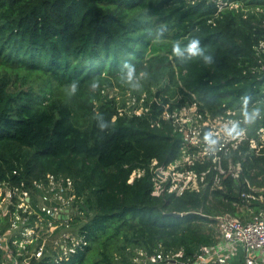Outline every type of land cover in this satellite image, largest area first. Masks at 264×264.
<instances>
[{
  "label": "trees",
  "instance_id": "obj_1",
  "mask_svg": "<svg viewBox=\"0 0 264 264\" xmlns=\"http://www.w3.org/2000/svg\"><path fill=\"white\" fill-rule=\"evenodd\" d=\"M227 1L0 0V185L14 189V202L15 190L28 191L37 207L42 191L35 182L54 174L71 178V185L62 180L64 197L74 195L70 220L40 211L43 234L32 245L46 238V248L31 264H134L138 248L171 250L177 264H191L216 246L218 215L246 222L264 214V142L250 148L264 118L252 121L248 138L230 155L241 162L238 178L228 172L222 188L213 187L211 168L199 191L153 194L155 168L182 156V134L166 113L198 101L216 115L245 97L257 101L249 112L264 107L263 61L255 50L264 37V0ZM193 37L211 62L176 56L174 44ZM125 61L135 65L139 89L121 82ZM72 81L79 84L74 95ZM114 87L138 98L146 93L149 110L120 114L126 100L110 96ZM134 171L141 174L130 181ZM14 208L0 214L1 233ZM66 232L87 244L56 260L55 240L64 242ZM4 259L0 245V264Z\"/></svg>",
  "mask_w": 264,
  "mask_h": 264
},
{
  "label": "built area",
  "instance_id": "obj_2",
  "mask_svg": "<svg viewBox=\"0 0 264 264\" xmlns=\"http://www.w3.org/2000/svg\"><path fill=\"white\" fill-rule=\"evenodd\" d=\"M220 4L226 5L227 0H217ZM257 55L262 59L263 64L260 71H264V37L255 47ZM263 97L259 102L264 101ZM118 100H126V106L119 107L120 114L144 115L149 107L146 102V93L140 98L130 91L116 93L114 95ZM256 100L245 103L243 99L241 104L234 106H225V109L216 115L203 109L198 101L189 102L170 113L165 117L172 121L176 130L182 134V156L171 162L168 166H158L163 172V177L156 172L153 194L162 195L164 192L183 194L187 189L199 191L202 184H205L206 174L213 168L217 174L213 178V187L221 186L222 175L231 173L238 178L242 171L241 162H234L230 156L239 149L241 142L248 138V130L252 122L245 120V113L249 112L251 106L256 105ZM264 106V105H263ZM191 107H195L191 110ZM183 110H187L182 114ZM264 118V107L258 116ZM239 124L238 130H232L233 125ZM259 140L250 138V148L260 149L264 142V124L256 129ZM261 140V143L258 142ZM227 159V168L223 166V160ZM210 162L211 166L202 171L192 168L196 163ZM154 165L157 160H154ZM140 172L134 171L130 181ZM69 185L72 180L69 177H63ZM57 180L54 174H48L46 181H36V185L42 191V195L37 202V207L31 203V195L28 191H17L18 201L14 202V189L4 188L0 185V214L9 210L11 204L15 205L12 210L11 223L8 232H0V245L5 254L2 264H31L33 259H40L44 255L46 248V238L41 243L32 245L43 232L39 229L43 225L44 216L41 212L56 218L71 219L73 212L71 201L74 197L66 199L62 180ZM243 196L255 198L253 193L242 192ZM37 208V209H36ZM39 209V210H38ZM41 211V212H40ZM183 213H181L182 215ZM35 215V218L32 216ZM216 223L218 242L215 247L204 248L191 264H229L230 255L235 249L241 247L244 252L246 264H264V259H259L257 251L264 250V214L261 213L246 222L240 218L225 213L218 215ZM53 221L47 222V235L49 227ZM67 239H69L67 241ZM70 242V243H68ZM87 244L83 235L65 233V241L62 242L58 237L55 240V247L58 248L56 260L74 253L78 248H84ZM134 264H177L178 260L171 250L159 249L154 253H147L138 248L133 257Z\"/></svg>",
  "mask_w": 264,
  "mask_h": 264
},
{
  "label": "clouds",
  "instance_id": "obj_3",
  "mask_svg": "<svg viewBox=\"0 0 264 264\" xmlns=\"http://www.w3.org/2000/svg\"><path fill=\"white\" fill-rule=\"evenodd\" d=\"M165 29L160 28L157 29V39L160 37H163ZM173 51L175 52L176 56L178 58H192L194 56H201L206 62H211L212 57L210 55L205 54L203 48L201 47V42L198 38L193 37L191 38L187 44H181L180 42H177L173 46ZM141 76H146L147 73H141ZM121 82L128 85L129 87L133 89H139L141 87V84L139 82V79L137 78L136 73V67L132 63L125 61L121 66ZM98 85L96 83H93L91 85L92 88H96ZM71 94H76L79 88V84L77 81H72L69 85ZM249 97H245V103L249 100ZM261 109L255 108L251 112L245 113V120L247 122L254 121L260 114ZM97 121H98V127L101 129H105L107 127V121L104 120L103 115L100 113H97ZM239 124L233 125L232 130H238Z\"/></svg>",
  "mask_w": 264,
  "mask_h": 264
},
{
  "label": "crops",
  "instance_id": "obj_4",
  "mask_svg": "<svg viewBox=\"0 0 264 264\" xmlns=\"http://www.w3.org/2000/svg\"><path fill=\"white\" fill-rule=\"evenodd\" d=\"M257 255H261V257L264 259V250L263 251H257ZM231 264H246L245 258H244V252L241 247L234 250V252L230 255V258H232Z\"/></svg>",
  "mask_w": 264,
  "mask_h": 264
},
{
  "label": "rangeland",
  "instance_id": "obj_5",
  "mask_svg": "<svg viewBox=\"0 0 264 264\" xmlns=\"http://www.w3.org/2000/svg\"><path fill=\"white\" fill-rule=\"evenodd\" d=\"M127 91V90H126ZM123 91L119 88V87H114V88H112V89H110V95H114V94H116V93H122ZM195 109V107H191V110H194ZM187 110H183V112H182V114H184L185 112H186ZM188 112V111H187ZM256 256H258V258L259 259H263L262 257H261V255H256Z\"/></svg>",
  "mask_w": 264,
  "mask_h": 264
},
{
  "label": "water",
  "instance_id": "obj_6",
  "mask_svg": "<svg viewBox=\"0 0 264 264\" xmlns=\"http://www.w3.org/2000/svg\"><path fill=\"white\" fill-rule=\"evenodd\" d=\"M262 79H264V71H263ZM155 172H156L159 176H162V177H163V172L161 171L160 168H157V169L155 170ZM171 214L174 215V216H179V215H181V213H179V212H171Z\"/></svg>",
  "mask_w": 264,
  "mask_h": 264
}]
</instances>
